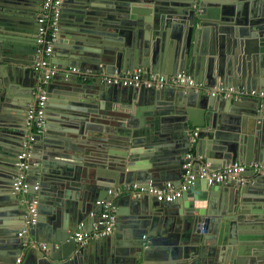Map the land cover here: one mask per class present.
<instances>
[{
	"label": "water",
	"instance_id": "water-1",
	"mask_svg": "<svg viewBox=\"0 0 264 264\" xmlns=\"http://www.w3.org/2000/svg\"><path fill=\"white\" fill-rule=\"evenodd\" d=\"M40 5L0 0V264H264V175L249 168L223 183L196 178L172 202L108 193L180 184L193 142L211 169L264 162V0L65 1L26 198L11 185L43 76L30 68ZM137 67L234 93L102 80ZM80 136L89 149L70 160ZM34 195L36 223L18 237ZM102 200L115 205L113 232L79 245L76 232L101 228Z\"/></svg>",
	"mask_w": 264,
	"mask_h": 264
},
{
	"label": "built area",
	"instance_id": "built-area-1",
	"mask_svg": "<svg viewBox=\"0 0 264 264\" xmlns=\"http://www.w3.org/2000/svg\"><path fill=\"white\" fill-rule=\"evenodd\" d=\"M65 1L67 0H41L40 10L37 17L35 46L36 58L32 65V69L36 72H42L43 76L39 79L37 84L40 93L27 111L25 120L26 132L24 140L22 141V149L17 155L18 174L11 185L13 192L25 195V197L28 196V190L30 188V183L26 180V169L29 167L28 162L31 157L32 146L33 143H35L37 135L44 132L46 105V92L44 88L55 70L54 65L50 63V58L53 55V44L59 34L61 6ZM71 70L79 76L91 75L89 71L80 73L76 67L71 68ZM102 80L106 83L124 86L145 85L148 87L155 86L161 88L164 86L178 85L193 87L196 90L206 92L210 95L231 96L232 93H234V88L232 86L205 88L201 83L196 82L192 74L184 71L177 72L174 75H164L148 72L143 67H137L131 72H124L120 75H106ZM237 92L236 95L245 94V91L242 89ZM250 93L252 95L256 94L255 90H251ZM259 94L262 95V92ZM197 159L198 155H194L192 152L186 153L185 161L182 164L184 173L181 182L178 185L173 181H166L162 187L155 185L145 187L134 183L126 186L122 185L116 188H110L108 193L114 197L129 193L134 198L151 195L155 196L158 201L172 202L188 190L193 185L196 178L205 179L206 183L209 185L223 183L230 179H234L247 168L255 173L264 175V162L256 161L248 165L234 162L222 168L211 169L207 164L196 162ZM33 189L37 190L38 184L34 185ZM37 202V197L35 195L32 196L25 217V227L18 232V236L27 233L36 223ZM100 203L103 205L99 221L101 228L94 226L91 232H76L74 238L77 242L84 243L87 239L105 236L113 232L116 220L115 205L113 202L106 200H102ZM39 246L44 250L46 249L45 243L40 242ZM20 262L21 258H16V263L19 264Z\"/></svg>",
	"mask_w": 264,
	"mask_h": 264
},
{
	"label": "crops",
	"instance_id": "crops-1",
	"mask_svg": "<svg viewBox=\"0 0 264 264\" xmlns=\"http://www.w3.org/2000/svg\"><path fill=\"white\" fill-rule=\"evenodd\" d=\"M31 69H32V67H30ZM77 75V74H76ZM78 80L77 81H79V82H81V83H90L91 81H93V77L90 75H86V76H78ZM91 91H93V90H91ZM94 118H96L95 116H93L92 117V119H93V121H95L96 123H98V124H102V122L99 120V119H94ZM103 120H105V119H103ZM92 121V122H93ZM111 124H113L114 122L113 121H111L110 122ZM76 142H77V144H76V146H74V148H72L71 150H70V160H72V157H74L75 155H79V154H81V155H83L84 154V151H85V154H86V150H88L89 149V146H88V143L90 142V140L87 138V139H85L84 137H82V136H80V137H78L77 139H76ZM86 142H87V144H86ZM187 152H192L194 155H198V159L196 160V162H198V163H201V164H207L208 165V163L206 162V160H205V158L202 156V155H199V153L196 151V149H195V142H193L192 144H191V146L188 148V151ZM90 153H88V155H89ZM200 157V158H199ZM89 162H92V159L91 160H89ZM97 162V161H96ZM209 166V165H208ZM195 167H197V166H195ZM169 181H173L174 183H176V181H174V180H169ZM36 196V195H35ZM37 197V196H36ZM26 198H28V196H26ZM156 199V198H155ZM157 201V200H156ZM37 207V206H36ZM94 228V227H93ZM89 232V231H88ZM24 235V234H23ZM19 237V236H18ZM87 241V240H86ZM86 241L84 242V243H81V242H77L79 245H83V244H85L86 243ZM38 246H39V243H38ZM40 247V246H39ZM41 248V247H40ZM42 249V248H41ZM16 258H21V262L19 263V264H22L23 263V256L22 255H20V256H18V257H16ZM16 258L14 259L15 261V263H16ZM91 263H92V260H91ZM17 264V263H16Z\"/></svg>",
	"mask_w": 264,
	"mask_h": 264
},
{
	"label": "bare ground",
	"instance_id": "bare-ground-1",
	"mask_svg": "<svg viewBox=\"0 0 264 264\" xmlns=\"http://www.w3.org/2000/svg\"><path fill=\"white\" fill-rule=\"evenodd\" d=\"M252 90H255V89H252ZM251 91V90H250ZM255 92H256V90H255ZM257 93V92H256Z\"/></svg>",
	"mask_w": 264,
	"mask_h": 264
}]
</instances>
